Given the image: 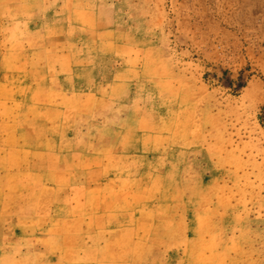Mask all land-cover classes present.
I'll use <instances>...</instances> for the list:
<instances>
[{
	"label": "rangeland",
	"instance_id": "rangeland-1",
	"mask_svg": "<svg viewBox=\"0 0 264 264\" xmlns=\"http://www.w3.org/2000/svg\"><path fill=\"white\" fill-rule=\"evenodd\" d=\"M0 264H264V0H0Z\"/></svg>",
	"mask_w": 264,
	"mask_h": 264
}]
</instances>
